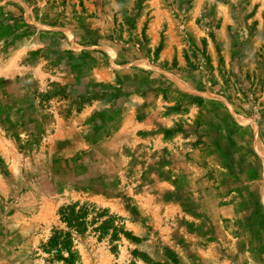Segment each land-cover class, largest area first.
I'll use <instances>...</instances> for the list:
<instances>
[{
    "label": "rangeland",
    "instance_id": "374dc122",
    "mask_svg": "<svg viewBox=\"0 0 264 264\" xmlns=\"http://www.w3.org/2000/svg\"><path fill=\"white\" fill-rule=\"evenodd\" d=\"M0 264H264V0H0Z\"/></svg>",
    "mask_w": 264,
    "mask_h": 264
}]
</instances>
